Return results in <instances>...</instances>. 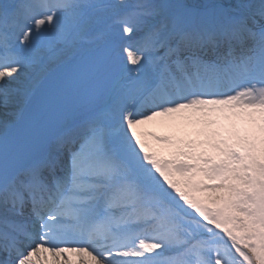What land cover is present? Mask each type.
I'll return each mask as SVG.
<instances>
[{
	"label": "snow or ice",
	"instance_id": "snow-or-ice-1",
	"mask_svg": "<svg viewBox=\"0 0 264 264\" xmlns=\"http://www.w3.org/2000/svg\"><path fill=\"white\" fill-rule=\"evenodd\" d=\"M105 7L0 3V108L26 102L9 80L54 58L57 45L73 70L53 103L82 87L109 58L86 62L78 47L89 11ZM167 7L141 0L118 14L125 34L147 29L142 54L126 52L137 72L142 60L151 71L117 94L118 128L89 123L67 173L57 175L53 158L9 168L0 140V264H73L61 260L72 252L78 264H264V23L256 20H264V0L205 27L187 26ZM16 27L23 48L12 43ZM45 33L52 39L42 48ZM68 243L86 246H56Z\"/></svg>",
	"mask_w": 264,
	"mask_h": 264
},
{
	"label": "bare ground",
	"instance_id": "bare-ground-1",
	"mask_svg": "<svg viewBox=\"0 0 264 264\" xmlns=\"http://www.w3.org/2000/svg\"><path fill=\"white\" fill-rule=\"evenodd\" d=\"M21 1H23V0H0V3L13 5V4H19ZM111 1H113L114 4L117 5V7H120L121 5H125L126 7L127 6L132 7V6L136 5L138 2H141V0H111ZM197 1H202V0H197ZM152 3L167 5L168 7L166 8V11L169 13H175V12L183 13L186 11L185 13H187V15L185 18H188V19H190L195 14V10H193L188 5L190 3L189 2L187 3V1H185V0H160L158 2H152ZM255 7H257L256 4H255ZM93 12H92V10H90L88 13V16H87V23L89 24L88 35H92L93 37H96L99 34H101L103 36L104 35L105 36H111V35L116 33V34H118L117 37H119V38L121 37V39H123V40L125 39L124 43L126 44V49H127L129 47V46H127V44L131 45V42L132 43L138 42L139 39L143 35H146V33H147V29H138V30H135L130 35L125 34L122 31L123 25L116 22V17L114 16L116 13L115 9L112 11H109L108 8H106L103 10V12L97 11V10L93 11ZM44 36H47V34L45 33ZM92 46H94V43H88V42H80V44L78 45L79 49H84V48H88V47L91 48ZM46 47H44V48H46ZM62 47H63L62 45L56 46V56L54 58L49 59V57L47 55H45L42 65L37 66L35 68H31V69H25V72L23 74L16 76L15 79L9 80L8 84H17L19 91L21 93L27 94L28 89L31 88L38 81V79L42 76V74L46 70H48L51 66L55 65L59 61L67 59L63 55V53L60 51V49ZM135 50L136 49H132L133 52H137ZM137 54H142V53L137 52ZM146 64H147L146 60H142L141 61L142 67H140L139 70L143 71L144 70L143 65H146ZM136 69H137V66L134 65V69L132 70V72L140 74L139 72H137ZM143 73H144V71H143ZM141 74H140L141 77L146 76V75H141ZM121 89L122 88H120L119 91L116 90L115 94L111 97V99L114 100L113 108L115 110L116 116L110 117L107 115L105 117L107 120H109V122L107 123V126L113 128V129L119 127V122L121 120V113L115 108L116 96L118 93L123 92V91H121ZM17 99H19V96L17 97ZM22 104L23 103H17L8 109L0 108V124L3 125L5 123L13 121L16 118V116L18 115V112L21 109ZM12 113H15V114L13 115ZM248 126L250 128H252V130L257 135L259 134L258 126L251 125V124ZM148 127L155 128V130L161 131V132L168 131L167 128L157 127L153 123H150L148 125ZM0 128H1V126H0ZM68 256L71 257L73 264H78L79 255L75 252L61 255V260L67 259ZM48 258H49V261H51L52 255H48Z\"/></svg>",
	"mask_w": 264,
	"mask_h": 264
},
{
	"label": "rangeland",
	"instance_id": "rangeland-1",
	"mask_svg": "<svg viewBox=\"0 0 264 264\" xmlns=\"http://www.w3.org/2000/svg\"><path fill=\"white\" fill-rule=\"evenodd\" d=\"M152 1H155V2H157V1H159V0H152ZM186 1H188V0H186ZM203 2L204 1H208V0H202ZM202 1H197V0H189L188 2H190V3H202ZM211 0H209L208 2H210ZM213 1H216V2H218V1H221V0H213ZM222 1H226V2H228V1H231V0H222ZM246 1V2H248V3H251V2H257V1H259L260 2V0H237V5H238V7H239V5L242 7L243 6V4H244V2ZM110 3L108 2L107 3V5H109ZM240 11H242V10H240Z\"/></svg>",
	"mask_w": 264,
	"mask_h": 264
}]
</instances>
